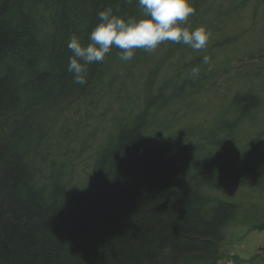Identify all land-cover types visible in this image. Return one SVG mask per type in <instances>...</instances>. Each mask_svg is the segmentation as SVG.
Segmentation results:
<instances>
[{
  "label": "trees",
  "instance_id": "obj_1",
  "mask_svg": "<svg viewBox=\"0 0 264 264\" xmlns=\"http://www.w3.org/2000/svg\"><path fill=\"white\" fill-rule=\"evenodd\" d=\"M193 6L206 48H113L79 85L71 37L137 0H0V264H219L234 229L264 231L240 219L264 215V0Z\"/></svg>",
  "mask_w": 264,
  "mask_h": 264
},
{
  "label": "clouds",
  "instance_id": "obj_2",
  "mask_svg": "<svg viewBox=\"0 0 264 264\" xmlns=\"http://www.w3.org/2000/svg\"><path fill=\"white\" fill-rule=\"evenodd\" d=\"M140 16H123L106 8L97 13L98 23L88 35V43L72 36L68 49L67 70L73 83L85 85L89 66L100 63L113 48L119 49V59L129 62L137 50L155 51L164 42L187 45L193 51L207 47L211 31L204 26L192 28L187 24L196 9L193 0H137ZM210 64L205 55L201 61ZM200 69L194 67L190 77L199 76Z\"/></svg>",
  "mask_w": 264,
  "mask_h": 264
},
{
  "label": "rangeland",
  "instance_id": "obj_3",
  "mask_svg": "<svg viewBox=\"0 0 264 264\" xmlns=\"http://www.w3.org/2000/svg\"><path fill=\"white\" fill-rule=\"evenodd\" d=\"M17 9L18 7H16L15 11L12 14L14 19H12L13 17L10 18L12 19V21L9 19L10 22H15V19L19 15L20 10ZM225 87L228 86L225 85L223 82H221L216 92L210 91L201 98L199 102V106H205V114L210 113L211 106H213L214 101L217 98L216 95L221 94L225 89ZM183 116L184 114H182L178 118L183 119L182 118ZM197 116L198 117L193 116L192 123L196 124L204 120L205 115L198 114ZM95 121H96L95 118L92 119L91 124H95ZM220 186L224 189L220 190V192L217 193L218 195H223L225 197H228V199L230 200L237 199L236 188H234L231 185V183L224 182L221 183ZM239 193L240 194L242 193L244 195L246 191L243 190L240 191ZM234 195L236 196L235 199H233ZM229 196H232V198ZM260 208L261 206L259 205L257 207L256 206L245 207L242 214L240 215V219L248 220V221H255V220L263 221L264 215L261 213ZM220 252H221V260L219 264H264V231L255 229L250 226L234 229L230 233L226 242L221 245Z\"/></svg>",
  "mask_w": 264,
  "mask_h": 264
}]
</instances>
